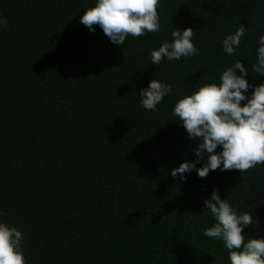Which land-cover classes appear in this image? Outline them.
<instances>
[{
    "label": "trees",
    "instance_id": "obj_1",
    "mask_svg": "<svg viewBox=\"0 0 264 264\" xmlns=\"http://www.w3.org/2000/svg\"><path fill=\"white\" fill-rule=\"evenodd\" d=\"M94 2L0 0L2 218L22 230L27 264H228L202 234L213 223L204 200L218 189L253 214L248 236H264V164L173 178L196 147L173 107L240 58L264 82L251 72L264 0H160V31L121 46L80 22ZM241 24L228 56L221 41ZM189 26L200 54L151 64L150 50ZM153 78L175 92L155 112L135 96Z\"/></svg>",
    "mask_w": 264,
    "mask_h": 264
},
{
    "label": "clouds",
    "instance_id": "obj_2",
    "mask_svg": "<svg viewBox=\"0 0 264 264\" xmlns=\"http://www.w3.org/2000/svg\"><path fill=\"white\" fill-rule=\"evenodd\" d=\"M159 3L160 0H95L92 7L84 10L80 22L90 31H95L94 26L98 25L111 43L121 46L129 36L160 31ZM6 24L7 20L0 16V26ZM246 32V26L241 24L234 33L225 35L221 41L223 52L236 55ZM194 35L190 26L174 27L170 40L150 50L151 64L198 56L200 49L193 42ZM249 71L241 58L237 59L220 72L218 79L214 77L197 87L198 83L194 90L176 100L173 115L196 147L195 159L184 160L170 170L173 178L185 180L186 174L193 170L201 178L217 169L242 173L264 164V82H250ZM251 72L264 75V34L257 39ZM173 95L171 84L153 78L135 96L145 110L155 112L165 97ZM204 205L213 223L202 234L223 243L228 251V264H264V236L249 237L244 231L254 223L252 213L221 198L218 189L212 190ZM2 217L0 212V264H27L22 230Z\"/></svg>",
    "mask_w": 264,
    "mask_h": 264
}]
</instances>
